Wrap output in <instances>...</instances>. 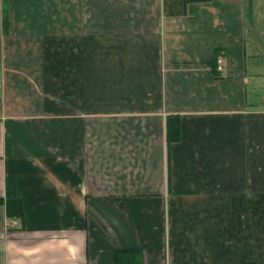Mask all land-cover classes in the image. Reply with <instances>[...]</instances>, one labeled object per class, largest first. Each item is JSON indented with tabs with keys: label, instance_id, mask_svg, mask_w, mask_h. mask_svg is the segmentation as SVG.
I'll list each match as a JSON object with an SVG mask.
<instances>
[{
	"label": "crops",
	"instance_id": "1",
	"mask_svg": "<svg viewBox=\"0 0 264 264\" xmlns=\"http://www.w3.org/2000/svg\"><path fill=\"white\" fill-rule=\"evenodd\" d=\"M131 250L264 264V0H0V264Z\"/></svg>",
	"mask_w": 264,
	"mask_h": 264
},
{
	"label": "trees",
	"instance_id": "2",
	"mask_svg": "<svg viewBox=\"0 0 264 264\" xmlns=\"http://www.w3.org/2000/svg\"><path fill=\"white\" fill-rule=\"evenodd\" d=\"M3 25L8 28V0H3ZM166 134L168 144L176 143L181 140V124L177 116H171L166 122ZM17 184L14 179H8L6 183L7 197L16 196ZM142 257L139 251H119L116 253V264H141Z\"/></svg>",
	"mask_w": 264,
	"mask_h": 264
},
{
	"label": "built area",
	"instance_id": "3",
	"mask_svg": "<svg viewBox=\"0 0 264 264\" xmlns=\"http://www.w3.org/2000/svg\"><path fill=\"white\" fill-rule=\"evenodd\" d=\"M225 71L224 68V61L222 58L218 59L217 61V72H219L220 74H223ZM13 226H17L18 222L16 221L15 223L12 224Z\"/></svg>",
	"mask_w": 264,
	"mask_h": 264
}]
</instances>
